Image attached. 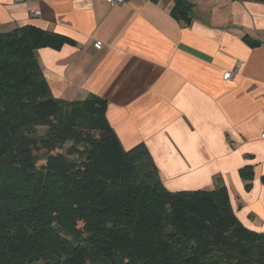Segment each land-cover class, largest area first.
I'll return each instance as SVG.
<instances>
[{
    "label": "crops",
    "instance_id": "1",
    "mask_svg": "<svg viewBox=\"0 0 264 264\" xmlns=\"http://www.w3.org/2000/svg\"><path fill=\"white\" fill-rule=\"evenodd\" d=\"M185 1L179 20L176 0H0V34L33 25L67 38L36 52L52 95L104 99L123 148L144 144L167 189L220 181L241 224L262 233L264 1Z\"/></svg>",
    "mask_w": 264,
    "mask_h": 264
},
{
    "label": "trees",
    "instance_id": "2",
    "mask_svg": "<svg viewBox=\"0 0 264 264\" xmlns=\"http://www.w3.org/2000/svg\"><path fill=\"white\" fill-rule=\"evenodd\" d=\"M67 42L33 25L0 34V264H264V232L241 224L224 184L167 189L144 144L123 148L104 99L52 95L36 52Z\"/></svg>",
    "mask_w": 264,
    "mask_h": 264
},
{
    "label": "built area",
    "instance_id": "3",
    "mask_svg": "<svg viewBox=\"0 0 264 264\" xmlns=\"http://www.w3.org/2000/svg\"><path fill=\"white\" fill-rule=\"evenodd\" d=\"M23 1H24V0H13V2H14L15 4L21 3V2H23ZM105 1H106L107 4L110 5L111 7H115V6H119V5L124 4V3L127 2L128 0H105ZM33 15H38V12H35ZM95 46H96L97 49H101L102 44H101V42H98ZM232 75H233L232 72H228V73L225 75L226 80L231 79ZM262 138L264 139V134L262 135Z\"/></svg>",
    "mask_w": 264,
    "mask_h": 264
},
{
    "label": "rangeland",
    "instance_id": "4",
    "mask_svg": "<svg viewBox=\"0 0 264 264\" xmlns=\"http://www.w3.org/2000/svg\"><path fill=\"white\" fill-rule=\"evenodd\" d=\"M45 131H46V130H41V134H45ZM42 164H44V162H40V163H39V165H42Z\"/></svg>",
    "mask_w": 264,
    "mask_h": 264
}]
</instances>
